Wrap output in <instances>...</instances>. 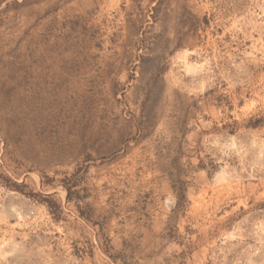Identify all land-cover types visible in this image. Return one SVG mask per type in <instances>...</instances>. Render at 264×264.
<instances>
[{"label":"rangeland","instance_id":"obj_1","mask_svg":"<svg viewBox=\"0 0 264 264\" xmlns=\"http://www.w3.org/2000/svg\"><path fill=\"white\" fill-rule=\"evenodd\" d=\"M264 264V0H0V264Z\"/></svg>","mask_w":264,"mask_h":264},{"label":"trees","instance_id":"obj_2","mask_svg":"<svg viewBox=\"0 0 264 264\" xmlns=\"http://www.w3.org/2000/svg\"><path fill=\"white\" fill-rule=\"evenodd\" d=\"M181 264H184V263H181Z\"/></svg>","mask_w":264,"mask_h":264}]
</instances>
